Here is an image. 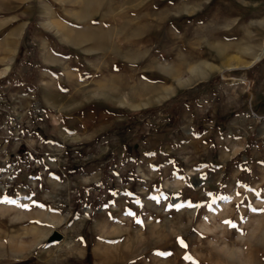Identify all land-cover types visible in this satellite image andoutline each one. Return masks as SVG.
<instances>
[{"label":"rangeland","instance_id":"obj_1","mask_svg":"<svg viewBox=\"0 0 264 264\" xmlns=\"http://www.w3.org/2000/svg\"><path fill=\"white\" fill-rule=\"evenodd\" d=\"M263 139L264 0H0V264H264Z\"/></svg>","mask_w":264,"mask_h":264},{"label":"bare ground","instance_id":"obj_2","mask_svg":"<svg viewBox=\"0 0 264 264\" xmlns=\"http://www.w3.org/2000/svg\"><path fill=\"white\" fill-rule=\"evenodd\" d=\"M67 248V249H71V250H75L76 249V245L75 244H73L72 242H70V243H66L65 242V244H64V242L63 243H61V246L59 247L60 249L61 248ZM59 249V250H60ZM58 251V250H57ZM69 253V252H68Z\"/></svg>","mask_w":264,"mask_h":264},{"label":"snow or ice","instance_id":"obj_3","mask_svg":"<svg viewBox=\"0 0 264 264\" xmlns=\"http://www.w3.org/2000/svg\"><path fill=\"white\" fill-rule=\"evenodd\" d=\"M10 202V201H9ZM255 211V210H254ZM130 215L132 214V213H129ZM227 223H229V224H231V222H227ZM231 226H233V227H235V225H231ZM182 243V242H181ZM189 259H190V257H189Z\"/></svg>","mask_w":264,"mask_h":264},{"label":"built area","instance_id":"obj_4","mask_svg":"<svg viewBox=\"0 0 264 264\" xmlns=\"http://www.w3.org/2000/svg\"><path fill=\"white\" fill-rule=\"evenodd\" d=\"M263 141H264V139H263Z\"/></svg>","mask_w":264,"mask_h":264}]
</instances>
